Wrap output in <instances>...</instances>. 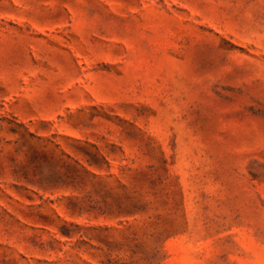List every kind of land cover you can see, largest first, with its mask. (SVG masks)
I'll return each mask as SVG.
<instances>
[{"label": "rangeland", "instance_id": "rangeland-1", "mask_svg": "<svg viewBox=\"0 0 264 264\" xmlns=\"http://www.w3.org/2000/svg\"><path fill=\"white\" fill-rule=\"evenodd\" d=\"M0 264H264V0H0Z\"/></svg>", "mask_w": 264, "mask_h": 264}]
</instances>
